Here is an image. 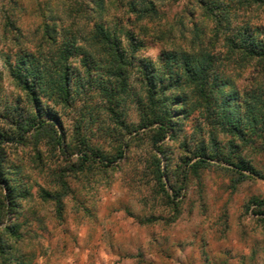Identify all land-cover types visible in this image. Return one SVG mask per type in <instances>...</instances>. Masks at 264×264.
I'll return each instance as SVG.
<instances>
[{
    "label": "clouds",
    "instance_id": "obj_1",
    "mask_svg": "<svg viewBox=\"0 0 264 264\" xmlns=\"http://www.w3.org/2000/svg\"><path fill=\"white\" fill-rule=\"evenodd\" d=\"M0 264H264V0H0Z\"/></svg>",
    "mask_w": 264,
    "mask_h": 264
}]
</instances>
